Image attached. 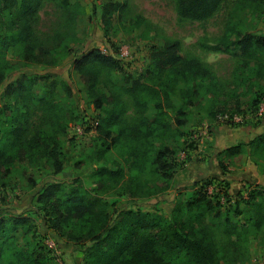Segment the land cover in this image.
<instances>
[{"label":"trees","instance_id":"16d2710c","mask_svg":"<svg viewBox=\"0 0 264 264\" xmlns=\"http://www.w3.org/2000/svg\"><path fill=\"white\" fill-rule=\"evenodd\" d=\"M44 1L4 0L8 25L0 32V86L15 69L7 58L8 50L16 51L25 61L51 66L67 56L80 39L74 29L82 13L78 0H49L62 10V29L50 45L37 38L33 22ZM248 2L261 5L264 0ZM221 3L222 0H175V10L180 19L204 20ZM116 8L117 3L111 0L101 5L105 32ZM118 9L122 10V5ZM199 44L210 51L239 56L233 86L224 88L207 63L196 55L182 53L179 39L165 37L162 45L152 46L145 77L136 76L128 85H122L135 111L136 122L132 126L124 120L127 105L121 94L107 95L96 90L100 73L109 74L118 65L113 53L92 48L74 59V66L85 78L88 96L103 111L96 125L101 141L94 150V157L101 164L93 170V186H85L80 178L70 183L53 181L38 191L36 200L49 228L66 242L82 247V264H222L220 249L224 244L216 238L214 230L222 227L230 235L237 225L230 219L229 207L221 209L219 199L214 200L208 194L207 184L217 185L228 195L229 183L224 179L213 177L202 182L186 200L177 201L169 215L156 210L118 207L115 199L108 197L111 194L149 197L157 193L158 187L148 184L155 176L170 175V157L174 152L171 143L183 134L180 126L190 120L194 109L207 112L209 117L225 109L243 112L244 108L250 112L263 99V33L240 31L232 24L213 42L203 40ZM34 83V77L20 73L4 88L13 97V107L0 106V176H12L17 161L40 146L46 148V159L55 169L62 168L58 159L61 144L58 132L65 128L60 119L64 102L68 100L38 96L31 90ZM61 83L71 92L65 80ZM31 97L56 129H41L27 135L26 109L20 106V100L25 103ZM246 147L255 164L264 162V129L247 141L240 140L220 149L219 165L224 169L225 159L241 154ZM110 150L120 156L122 163L108 157ZM250 195L249 206L253 211L249 213L239 208L238 199L234 200L233 213H245L246 221L240 225L246 232L256 231L264 216V200L258 201L254 189ZM54 263L30 215L0 216V264Z\"/></svg>","mask_w":264,"mask_h":264},{"label":"rangeland","instance_id":"374dc122","mask_svg":"<svg viewBox=\"0 0 264 264\" xmlns=\"http://www.w3.org/2000/svg\"><path fill=\"white\" fill-rule=\"evenodd\" d=\"M78 1L82 13L77 17L74 29L80 39L73 44L70 53L55 65L48 66L25 61L10 49L7 58L15 69L0 86V106L11 104L13 107V97L5 93L4 88L20 73L35 78L31 90L38 96L56 101L68 100L64 102V113L60 119L65 128L58 132L61 141L58 159L62 168L56 170L46 159V148L40 146L32 150L31 155L17 161L12 176H0V216L30 215L39 237L50 249L54 264H82V247L66 242L49 228L36 200L37 193L49 182L70 183L75 178H80L85 186L91 187L93 170L101 164L95 159L94 150L101 141V132L96 125L103 111L88 96L85 78L74 66V59L92 48L113 53L118 65L109 74L100 73L96 90L107 95L121 94L127 105L124 120L132 126L136 122L135 111L130 98L123 93L122 85H128L136 76L145 77L152 46L162 45L165 37L179 39L182 53L198 56L211 67L215 79L224 88H229L233 86L239 56L231 52L207 50L199 42H213L232 24H236L240 31L264 34V3L260 5L248 0H222L220 8L204 20L180 19L175 10V0H111L117 3V8L108 32H105L101 21V5L109 0ZM119 5H122V10L118 9ZM3 7L4 0H0V32L8 25ZM61 29V8L45 0L33 22L35 35L50 45ZM63 80L69 84L71 92L64 89ZM25 101L22 103L20 100V106L26 109L28 136L41 129H56L36 99L31 97ZM180 129L183 134L171 143L174 152L170 157V175L164 178L155 176L148 184L158 187L156 194L135 198L111 194L108 197L115 199L118 207L156 210L169 215L175 203L186 200L202 182L213 177L224 179L229 183L228 195L223 194L217 185L207 184L208 194L214 196V200L219 199L221 209L229 207L230 219L237 225L230 235L221 230L222 227L214 230L216 238L224 244V248L220 249L222 264H264V216L256 231L246 232L240 225L246 221L245 213H233L236 211L235 199H238L239 208L248 213L253 211L249 206L253 189L258 201L264 200V162L255 164L248 147L241 154L225 159L224 169L218 162L220 149L240 140L247 141L264 129V97L250 112L244 108L243 112L225 109L223 113L218 111L209 117L207 112L194 109L190 120ZM107 155L114 161H122L114 150ZM109 166L115 167L113 164ZM160 186L165 188L161 190Z\"/></svg>","mask_w":264,"mask_h":264}]
</instances>
